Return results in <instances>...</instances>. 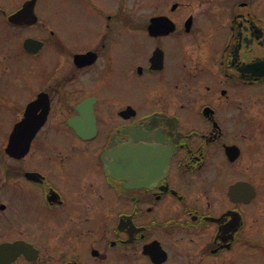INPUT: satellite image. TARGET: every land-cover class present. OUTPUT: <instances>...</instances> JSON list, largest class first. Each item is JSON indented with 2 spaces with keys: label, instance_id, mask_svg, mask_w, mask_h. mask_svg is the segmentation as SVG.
Returning a JSON list of instances; mask_svg holds the SVG:
<instances>
[{
  "label": "flooded vegetation",
  "instance_id": "1",
  "mask_svg": "<svg viewBox=\"0 0 264 264\" xmlns=\"http://www.w3.org/2000/svg\"><path fill=\"white\" fill-rule=\"evenodd\" d=\"M10 1L0 264H264V0Z\"/></svg>",
  "mask_w": 264,
  "mask_h": 264
},
{
  "label": "rangeland",
  "instance_id": "2",
  "mask_svg": "<svg viewBox=\"0 0 264 264\" xmlns=\"http://www.w3.org/2000/svg\"><path fill=\"white\" fill-rule=\"evenodd\" d=\"M196 3L199 5L200 1ZM16 4H17L16 0L10 1V4L8 3V5L11 8H14ZM207 7L208 5L201 7L199 11L200 17H208L209 13L210 15L213 16L219 13L218 4L214 3L211 12L207 9ZM148 11H149L148 7L147 8L143 7L139 9L138 13L146 14L148 13ZM36 12L38 14V17H40L41 20H43L48 27H51L52 29L61 31L63 33L69 30L70 26L68 24L64 25L61 21L62 20L67 21L71 18H76L79 21L80 28L92 29L91 25L82 24V21L84 19H87V17H69L72 13V8L69 3V0H38L36 3ZM29 65L30 62H28V60L27 61L24 60V62L19 66V68H16L21 72V74L16 79H12L10 77V73H8V75H6V78L15 83H28L29 79H31L32 74L30 71L26 72L25 70L28 69ZM11 115H12L11 111L0 113V133L4 125L6 124L7 119L9 117L11 119Z\"/></svg>",
  "mask_w": 264,
  "mask_h": 264
},
{
  "label": "water",
  "instance_id": "3",
  "mask_svg": "<svg viewBox=\"0 0 264 264\" xmlns=\"http://www.w3.org/2000/svg\"><path fill=\"white\" fill-rule=\"evenodd\" d=\"M33 2H34V0H28V1H26L24 3V5L22 6V8H20L19 10H17V12H15L12 15L9 16L10 17V20H12V21H18L19 19L17 17H36V15L34 13V10H33L34 9L33 8ZM16 135H17V133L14 134V136H16ZM30 135H31V133H29V132L26 133L27 138Z\"/></svg>",
  "mask_w": 264,
  "mask_h": 264
}]
</instances>
